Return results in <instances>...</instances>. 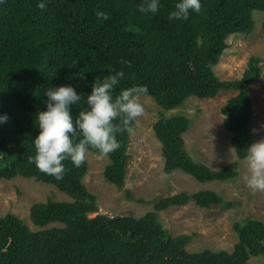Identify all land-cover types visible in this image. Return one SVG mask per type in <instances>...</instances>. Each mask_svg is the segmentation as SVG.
I'll use <instances>...</instances> for the list:
<instances>
[{"label":"trees","instance_id":"trees-1","mask_svg":"<svg viewBox=\"0 0 264 264\" xmlns=\"http://www.w3.org/2000/svg\"><path fill=\"white\" fill-rule=\"evenodd\" d=\"M38 2L0 0V114L9 116L0 125V180L33 178L55 186L74 202L49 200L33 205L30 217L37 231L14 214L0 217V264H248L252 256L264 255V224L258 220L236 223L239 241L233 251L189 252L187 236L175 238L164 228L158 212L189 200L203 208L224 203L215 191L161 198L154 211L142 217L90 219L88 214L98 209L95 195L83 184L87 158L80 167L64 161L66 171L60 180L29 162L35 154L32 140L39 131L34 116L46 108L43 92L73 86L81 95V101L71 106L75 117L86 108L97 75L121 69L125 78L114 95L122 88L146 85L145 95L164 111L179 109L192 97L214 99L223 91H237L238 96L221 111L243 159L254 142L249 91L263 75V60L251 56L240 80L223 81L215 68L229 47L228 36L255 30L254 14L264 12V0H201L200 13L175 21L168 19V12L177 0H161L154 15L139 12L143 0H47L43 11ZM97 10L107 13L108 19L98 18ZM122 59L130 66L121 64ZM165 115L161 112L154 131L163 144L166 175L181 169L201 182L232 181L238 176L236 162L216 172L195 163L182 137L191 119ZM129 136L118 133L120 147L107 155L111 164L105 177L119 189L125 183ZM127 195L133 200L131 193Z\"/></svg>","mask_w":264,"mask_h":264},{"label":"rangeland","instance_id":"rangeland-1","mask_svg":"<svg viewBox=\"0 0 264 264\" xmlns=\"http://www.w3.org/2000/svg\"><path fill=\"white\" fill-rule=\"evenodd\" d=\"M254 17L256 28L251 34L235 33L228 37L229 47L221 56L215 73L223 81L240 80L251 56L263 60V75L249 91L253 105L251 129L255 141H259L264 139V12H255ZM238 94L237 91H223L215 99L193 97L179 109L169 112L162 110L152 97L141 96L145 111L138 118L134 134L130 135L128 173L122 189L104 180L103 172L109 160L90 151L87 153L89 171L84 183L89 192L96 196L98 209V213H91L90 217L144 216L154 211L153 206L161 198L181 192L193 195L202 189L213 190L223 197L224 203L201 208L191 200L183 207L158 212V216L171 236L181 235L190 239L187 245L189 252L205 249L233 251L239 241L237 222L246 219L264 224V192H253L245 186L242 179L247 171L244 161L239 163L236 179L228 182H208L200 187L195 180L182 176L181 172L166 177L162 145L153 126L161 112H166V117L181 114L190 118L191 127L184 134L189 155L194 161L205 164L215 172L219 171L238 160L231 144L232 134L225 130L221 112L222 107ZM128 193H131L133 200L127 198ZM49 200L72 201L56 187L35 179L17 177L10 181L0 180V217L14 214L33 231L39 228L31 221V207ZM137 200L145 202L139 203ZM248 264H264V255L252 257Z\"/></svg>","mask_w":264,"mask_h":264},{"label":"clouds","instance_id":"clouds-1","mask_svg":"<svg viewBox=\"0 0 264 264\" xmlns=\"http://www.w3.org/2000/svg\"><path fill=\"white\" fill-rule=\"evenodd\" d=\"M47 6H48L47 0H39L37 4V7L42 11L46 10ZM160 8H161V0H143V3L139 5L138 10L140 13L145 15H154L159 12ZM200 11H201V0H177L172 10L168 12V19L170 21L187 20L191 12L200 13ZM96 16L102 20L108 19V15L104 11L97 10ZM228 37L226 38L225 41L226 43ZM120 63L127 64L130 66L131 62L122 59ZM124 78H125V72L123 69L112 72L108 75H104L103 77L97 75V77L91 82L92 91L89 94H87L86 108L80 110L75 117L72 114L71 106L77 105L81 101V95L75 90L73 86L60 85V86L51 87L45 92H43L44 95L47 97V100L45 101L46 108L44 110H38L34 116V123L39 131L35 139L32 140L35 154L29 157V162L34 163L36 168L40 172L46 175L53 176L57 180L62 179L66 171V166L64 161H71V163L75 167H80L85 162L87 158V153L90 149L96 150L100 155H102L101 157L107 158L109 160V164H111L110 158L107 155L119 149L120 147V142L117 139V134L118 133L122 134L125 132H127L129 135L134 134L136 124L138 123V118L141 117L145 111L140 98L141 96L148 93V88L146 85H134L127 89L122 88L120 89L118 95H114L113 93L115 89L120 85L121 80ZM252 118H253V109H252L251 121ZM8 119L9 116L6 113L0 114V125L6 123ZM224 121H225V116H224ZM251 121L249 124L250 129H251ZM223 125L225 127V123ZM225 130L230 134H232V138H233L234 134L228 131L226 127ZM184 134L185 133H183L182 135L183 140H184ZM231 144H232V140H231ZM161 145H162V154H163V144L161 143ZM184 148L187 151L186 144H184ZM233 148L235 150L234 153L238 157V160L233 161L231 163L236 162L239 166L240 161H244L246 165L247 171L242 178L245 186L251 189L253 192H264V139L255 141L254 138V142H252L247 146L243 159H241L238 156L234 146ZM163 157H164V172H165L166 159L164 154ZM128 161L129 158L127 156L126 176L128 173ZM194 162L209 168L203 163L196 161ZM209 169L212 170L211 168ZM105 170L103 172L104 180L107 183L116 186L114 183L110 182L105 177ZM88 171H89V163H88L87 172L83 178L84 185H85L84 180L86 175L88 174ZM175 172H181L182 176L189 177L195 180L200 187L204 186L205 183L215 182V181L201 182L194 176L185 173L181 169L174 170L170 175H166V177H170ZM26 179H33V178H26ZM6 181H10V180H6ZM218 182H222V181H218ZM223 182H228V181H223ZM202 191H213V190H204V189L199 190V192ZM61 193L65 194L64 192ZM181 193H176L175 195H170L164 198L178 196ZM190 201L191 200H189L188 202ZM72 202H74L73 199L71 203ZM187 204L188 203L184 204L183 206ZM183 206H171L167 209L173 207H183ZM91 213H98V211ZM91 213L88 214V217L90 219L96 218V216H98L96 215L95 217H90ZM135 217H142V216H135ZM53 226H56V224H53ZM53 226L50 225L49 227H53ZM252 257H258V256H252Z\"/></svg>","mask_w":264,"mask_h":264}]
</instances>
